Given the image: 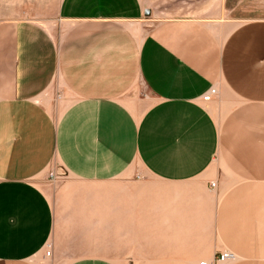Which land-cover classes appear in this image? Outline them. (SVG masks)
I'll list each match as a JSON object with an SVG mask.
<instances>
[{"label": "crops", "instance_id": "crops-1", "mask_svg": "<svg viewBox=\"0 0 264 264\" xmlns=\"http://www.w3.org/2000/svg\"><path fill=\"white\" fill-rule=\"evenodd\" d=\"M223 2L61 0L60 32L0 20V264H39L52 164L49 185L123 189L122 236L151 264H264V21ZM152 180L178 190L131 191Z\"/></svg>", "mask_w": 264, "mask_h": 264}, {"label": "rangeland", "instance_id": "rangeland-1", "mask_svg": "<svg viewBox=\"0 0 264 264\" xmlns=\"http://www.w3.org/2000/svg\"><path fill=\"white\" fill-rule=\"evenodd\" d=\"M60 2L61 0H0V20L36 21L57 28L56 31L60 32L61 26L56 22ZM223 4L227 9V12L222 13L226 20L264 21V0H224ZM56 171L59 172V169L52 164L47 172L36 178L42 187H51L49 189L53 196L51 202L55 215L52 236L44 250L35 258L39 264H80L76 260L84 257L106 258L114 264H151L159 258L160 254L153 251L154 246L129 244V238L122 236L123 189H113L105 184L80 185L67 181L64 171L60 172L62 179L49 185ZM56 185L60 189H54ZM177 190L173 186L152 180L143 189L131 191L141 192L149 201L158 196H170ZM112 195L115 196V221L107 218L111 216ZM112 230L115 235H111ZM223 253L225 252H220L217 257L219 264H224L220 262ZM168 256L170 255L163 257Z\"/></svg>", "mask_w": 264, "mask_h": 264}, {"label": "built area", "instance_id": "built-area-1", "mask_svg": "<svg viewBox=\"0 0 264 264\" xmlns=\"http://www.w3.org/2000/svg\"><path fill=\"white\" fill-rule=\"evenodd\" d=\"M217 94V89L215 88H212L205 96H204V100L205 101H210L212 99V97H214L215 95ZM212 187H215L216 184L213 183L211 184ZM232 257V254L231 253H228V252H225L223 254H221V257H220V262H224V261H227L228 259H230ZM201 264H208L207 262H203Z\"/></svg>", "mask_w": 264, "mask_h": 264}, {"label": "bare ground", "instance_id": "bare-ground-1", "mask_svg": "<svg viewBox=\"0 0 264 264\" xmlns=\"http://www.w3.org/2000/svg\"><path fill=\"white\" fill-rule=\"evenodd\" d=\"M228 253H231V254H232V257H231L230 259H228L227 261H224V262H222V263H228V262L234 260V258H235V254H233L232 252H228ZM208 264H209V263H208Z\"/></svg>", "mask_w": 264, "mask_h": 264}]
</instances>
